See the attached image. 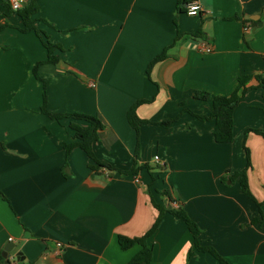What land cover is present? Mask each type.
<instances>
[{"label": "crops", "instance_id": "1", "mask_svg": "<svg viewBox=\"0 0 264 264\" xmlns=\"http://www.w3.org/2000/svg\"><path fill=\"white\" fill-rule=\"evenodd\" d=\"M180 1L37 0L25 32L0 0V264H17V251L28 264H129L141 245L122 249L118 236L143 235L158 216L153 202L169 205L164 191L227 264H264V136L253 131H264V0H195L196 15ZM45 40L56 62L47 61ZM198 91L240 96L231 141L214 139L211 101ZM138 101L137 133L127 111ZM43 105L97 117V159L141 168L91 169L80 147L66 153L70 123L88 122L58 121ZM245 148L261 211L240 177L229 178L245 169ZM8 242L15 246L3 257ZM146 242L149 264H221L208 252L187 258L192 234L169 212Z\"/></svg>", "mask_w": 264, "mask_h": 264}, {"label": "trees", "instance_id": "2", "mask_svg": "<svg viewBox=\"0 0 264 264\" xmlns=\"http://www.w3.org/2000/svg\"><path fill=\"white\" fill-rule=\"evenodd\" d=\"M36 1L37 0H30L29 4L25 8L16 11L22 17L24 23V27L22 30L25 32L34 29L31 15L34 14L36 11ZM193 1L195 0H181L180 1V4L182 5L181 10H185L186 12V5ZM4 4L6 5V9H7L5 13L14 12L10 9V7L8 6L5 0H4ZM44 45L48 53L47 61L56 62L58 60V56L53 53V48L55 45L48 40L44 41ZM164 56L165 53L162 52L158 54L156 57H154L148 65L147 73H149L152 65L155 62L163 59ZM39 64L40 62L36 63V65L33 68V72L37 78H39L37 73V66ZM194 95L196 98L200 100L211 101L212 111L210 117L215 119V127L213 130L214 139L217 142L231 141L233 137V110L237 105L238 101L240 100V96H238L236 92H233L231 95L226 96V95H211L205 91H198ZM139 102L140 101L136 102L127 111V120L137 133H138L139 125L143 122V120H141L136 114V105H138ZM41 110L44 113H46L48 116L55 118L58 121H61L63 118H71L74 120H84L88 122V125L82 126L72 121L69 125V128L73 131V134H71L73 141H66V140L63 141V147L66 153H69V151L74 147H80L82 150H84L88 155V157L94 162L93 164H90L91 169H96L97 167L103 166L111 171H119L123 174H129V173H135L139 168H141V166H136L134 164L133 167H131L129 170H120L112 167L108 163L102 162L99 159H97L93 151V143L98 139V131L104 128L102 122L97 117L81 112H71V113L51 112L48 111L44 105L41 107ZM196 116L200 119L207 117L203 115H196ZM172 121L173 119L166 120L161 122V124L169 125ZM253 131L264 136V131L258 129H253ZM245 150L247 155V164L245 169L238 173H234L233 175L229 176V178L233 181L234 178L239 176L240 190L246 196L256 201L249 189V184L247 181L246 171L251 166V162L248 154V148H245ZM220 178L223 181L224 180L226 181L227 179L226 177L223 176H221ZM163 193L168 196L169 205L165 207V205L163 204L157 203L155 201L153 202V205L158 210V216L156 217L152 226L143 235L135 236V237H128L125 235L118 236V242L122 249H127L133 246L135 243L141 245V249L131 258L129 264H149L151 262L152 249L150 246H148L146 240L150 235H152L155 232L165 212H169L174 216H177L178 218L182 219L187 224L188 229L192 234L193 248L188 251L187 258H190L194 254V251L196 250V251L208 252L212 256H214L221 264H227V261L216 251L214 247H212L211 245L202 244L200 239L201 228L193 219L189 217L186 210L184 209V205L181 202H177L176 199L168 193V191H164ZM170 202L171 203L175 202L176 205L174 204L171 205ZM256 203L261 211L262 202L256 201ZM254 221L255 219L252 220V222ZM0 258L2 257L0 256Z\"/></svg>", "mask_w": 264, "mask_h": 264}, {"label": "built area", "instance_id": "3", "mask_svg": "<svg viewBox=\"0 0 264 264\" xmlns=\"http://www.w3.org/2000/svg\"><path fill=\"white\" fill-rule=\"evenodd\" d=\"M5 1L8 4V6L10 7V9L12 11L16 12V11H19V10H22L23 8H25L29 4L30 0H5ZM186 12H187V14H190V15H196V14L200 13V7L196 1H193V2L188 3L186 5ZM198 46H199V49L205 53H209L213 49L212 45L206 40H201L198 43ZM157 158L158 157L155 156V159H157ZM9 241H12V237H9Z\"/></svg>", "mask_w": 264, "mask_h": 264}, {"label": "water", "instance_id": "4", "mask_svg": "<svg viewBox=\"0 0 264 264\" xmlns=\"http://www.w3.org/2000/svg\"><path fill=\"white\" fill-rule=\"evenodd\" d=\"M15 246V243L13 242H8L4 245L3 250L1 252L3 257H7L9 255V253L13 250ZM15 258L17 261V264H28L26 262H24V255L21 251H17L15 253Z\"/></svg>", "mask_w": 264, "mask_h": 264}]
</instances>
